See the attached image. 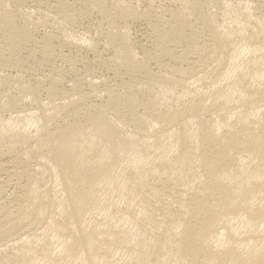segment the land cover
Masks as SVG:
<instances>
[{
	"label": "bare ground",
	"instance_id": "6f19581e",
	"mask_svg": "<svg viewBox=\"0 0 264 264\" xmlns=\"http://www.w3.org/2000/svg\"><path fill=\"white\" fill-rule=\"evenodd\" d=\"M0 264H264V0H0Z\"/></svg>",
	"mask_w": 264,
	"mask_h": 264
},
{
	"label": "rangeland",
	"instance_id": "374dc122",
	"mask_svg": "<svg viewBox=\"0 0 264 264\" xmlns=\"http://www.w3.org/2000/svg\"><path fill=\"white\" fill-rule=\"evenodd\" d=\"M140 32H143L142 28H141V27H140V28L137 27V33H138V34H137V39H138V40H143V39H140V38H142V37H141V36H142V33H140ZM79 33H80V34H83V31L80 30ZM139 33H140V34H139ZM138 35H139L140 37H139ZM138 37H139V38H138Z\"/></svg>",
	"mask_w": 264,
	"mask_h": 264
}]
</instances>
